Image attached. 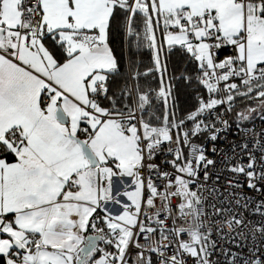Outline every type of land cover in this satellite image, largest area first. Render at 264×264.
<instances>
[{
	"label": "snow or ice",
	"instance_id": "6c2138e0",
	"mask_svg": "<svg viewBox=\"0 0 264 264\" xmlns=\"http://www.w3.org/2000/svg\"><path fill=\"white\" fill-rule=\"evenodd\" d=\"M0 264H264V0H0Z\"/></svg>",
	"mask_w": 264,
	"mask_h": 264
}]
</instances>
